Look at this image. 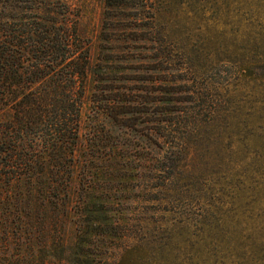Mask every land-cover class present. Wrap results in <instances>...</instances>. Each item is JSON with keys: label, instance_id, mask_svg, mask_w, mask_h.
I'll return each mask as SVG.
<instances>
[{"label": "rangeland", "instance_id": "obj_1", "mask_svg": "<svg viewBox=\"0 0 264 264\" xmlns=\"http://www.w3.org/2000/svg\"><path fill=\"white\" fill-rule=\"evenodd\" d=\"M66 1L90 164L1 207L0 264H264V0Z\"/></svg>", "mask_w": 264, "mask_h": 264}, {"label": "trees", "instance_id": "obj_2", "mask_svg": "<svg viewBox=\"0 0 264 264\" xmlns=\"http://www.w3.org/2000/svg\"><path fill=\"white\" fill-rule=\"evenodd\" d=\"M77 17L66 0H0V200L14 202L0 209L16 208L23 228L34 191L90 164L80 151L90 52Z\"/></svg>", "mask_w": 264, "mask_h": 264}]
</instances>
